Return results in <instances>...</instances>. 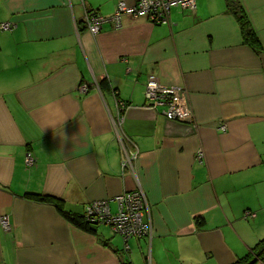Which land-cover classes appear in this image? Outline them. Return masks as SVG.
I'll return each mask as SVG.
<instances>
[{
	"label": "crops",
	"instance_id": "obj_1",
	"mask_svg": "<svg viewBox=\"0 0 264 264\" xmlns=\"http://www.w3.org/2000/svg\"><path fill=\"white\" fill-rule=\"evenodd\" d=\"M118 1L0 0V264H229L264 237V0H240L260 52L224 0L171 7L161 24H80ZM149 75L185 95L176 119L146 103ZM137 188L152 234L128 249L109 226L84 231L24 196L79 214L107 200L115 212L114 197Z\"/></svg>",
	"mask_w": 264,
	"mask_h": 264
},
{
	"label": "built area",
	"instance_id": "obj_2",
	"mask_svg": "<svg viewBox=\"0 0 264 264\" xmlns=\"http://www.w3.org/2000/svg\"><path fill=\"white\" fill-rule=\"evenodd\" d=\"M83 2V0H81ZM195 0H136L133 3H127L119 0L115 10L110 16H103L96 12L84 11L80 24L91 34L99 33L103 25L109 22L113 28H119L122 25L123 16L144 17L154 24L166 23L168 21L169 10L171 7L193 10ZM9 23H2V29H8ZM80 93H86L88 87L82 83L78 87ZM144 98L147 104L153 106L163 103L166 108L164 111L168 119H176L185 103V95L174 94L169 89L163 87L158 79L149 75L145 83ZM222 131L225 125H220ZM134 154H128L123 161L122 166H131ZM26 165H32L33 159L28 156L25 160ZM116 202V211L111 212L107 200L92 201L83 208L85 218L92 224L107 225L112 231L121 236L124 241V248L128 249L127 241L130 238L150 237L152 234V225L148 218V204L144 192L141 188L132 191L123 192L114 197ZM252 213L246 212L245 216ZM0 228L8 231L10 223L8 216L0 215Z\"/></svg>",
	"mask_w": 264,
	"mask_h": 264
},
{
	"label": "trees",
	"instance_id": "obj_3",
	"mask_svg": "<svg viewBox=\"0 0 264 264\" xmlns=\"http://www.w3.org/2000/svg\"><path fill=\"white\" fill-rule=\"evenodd\" d=\"M227 11L235 18L241 37L244 43L250 45L255 51L260 52L262 49L261 42L257 36L254 28L251 25L249 17L240 0H224ZM8 29H11L8 28ZM6 30V29H5ZM89 90V85L86 84ZM101 89H109L107 80L103 79L99 83ZM24 196L33 199L38 202H44L51 204L57 210V212L68 222L79 227L80 229L96 233L98 224L90 223L84 216L67 210L64 206V202L61 198L43 193L26 192ZM196 221L203 224V218L198 217ZM262 262L264 264V237L260 238L250 249L241 257L237 258L229 264H257ZM122 264H132L130 261L125 260Z\"/></svg>",
	"mask_w": 264,
	"mask_h": 264
},
{
	"label": "rangeland",
	"instance_id": "obj_4",
	"mask_svg": "<svg viewBox=\"0 0 264 264\" xmlns=\"http://www.w3.org/2000/svg\"><path fill=\"white\" fill-rule=\"evenodd\" d=\"M259 227H260V229H261V228L263 227V225H260Z\"/></svg>",
	"mask_w": 264,
	"mask_h": 264
}]
</instances>
